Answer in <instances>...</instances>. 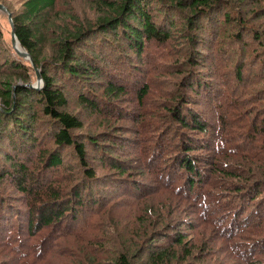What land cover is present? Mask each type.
<instances>
[{
	"label": "trees",
	"instance_id": "1",
	"mask_svg": "<svg viewBox=\"0 0 264 264\" xmlns=\"http://www.w3.org/2000/svg\"><path fill=\"white\" fill-rule=\"evenodd\" d=\"M0 4V264H264V0Z\"/></svg>",
	"mask_w": 264,
	"mask_h": 264
},
{
	"label": "water",
	"instance_id": "2",
	"mask_svg": "<svg viewBox=\"0 0 264 264\" xmlns=\"http://www.w3.org/2000/svg\"><path fill=\"white\" fill-rule=\"evenodd\" d=\"M0 11L8 13L6 7L3 4H0ZM8 18H9V21H10V23L12 25V28H14L13 21H12V16H11L10 13H8ZM12 42H13V47L16 50L17 54L22 56V57H24V58H26V59H28V60H31L32 64L34 65V62L30 58V55H29L28 51L25 50L24 48H23V50H20L18 48L17 43H19V40H18V38H17V36H16V34H15L13 29H12ZM36 73H37V80L32 86L40 88V87L43 86V80H42V75H41V72H40L39 68H36Z\"/></svg>",
	"mask_w": 264,
	"mask_h": 264
},
{
	"label": "rangeland",
	"instance_id": "3",
	"mask_svg": "<svg viewBox=\"0 0 264 264\" xmlns=\"http://www.w3.org/2000/svg\"><path fill=\"white\" fill-rule=\"evenodd\" d=\"M0 22H1V27L4 30V33H5V37H6L7 41L12 46L13 45V42H12V30H11V26H10V23H9L10 21H9V18H8V13L0 11ZM20 50H22V49H20ZM14 53L16 55H18L15 49H14ZM24 60H28V59L25 58ZM35 82L36 81H34V83Z\"/></svg>",
	"mask_w": 264,
	"mask_h": 264
},
{
	"label": "bare ground",
	"instance_id": "4",
	"mask_svg": "<svg viewBox=\"0 0 264 264\" xmlns=\"http://www.w3.org/2000/svg\"><path fill=\"white\" fill-rule=\"evenodd\" d=\"M17 46H18V48L23 50V47L19 43H17Z\"/></svg>",
	"mask_w": 264,
	"mask_h": 264
}]
</instances>
